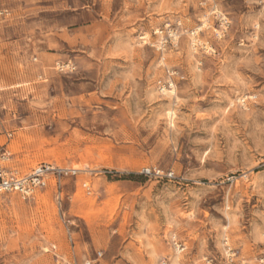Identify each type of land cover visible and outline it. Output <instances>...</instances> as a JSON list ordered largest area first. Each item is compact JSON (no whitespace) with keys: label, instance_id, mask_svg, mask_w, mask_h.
Returning <instances> with one entry per match:
<instances>
[{"label":"rangeland","instance_id":"obj_1","mask_svg":"<svg viewBox=\"0 0 264 264\" xmlns=\"http://www.w3.org/2000/svg\"><path fill=\"white\" fill-rule=\"evenodd\" d=\"M0 9L3 164L78 171L0 195V264H264V0Z\"/></svg>","mask_w":264,"mask_h":264},{"label":"built area","instance_id":"obj_2","mask_svg":"<svg viewBox=\"0 0 264 264\" xmlns=\"http://www.w3.org/2000/svg\"><path fill=\"white\" fill-rule=\"evenodd\" d=\"M8 16L9 12L6 9H0V20ZM219 23L221 31L224 32L228 26L227 21L222 18ZM175 38L176 34H168L169 40L175 41ZM168 39L161 36L160 45L162 48H165ZM170 44H172V42H170ZM5 160V155H2L0 157V195L15 194L22 200H33L37 194L52 187L54 198L60 205L64 180L75 177L78 173V171L73 169L60 168L52 164L41 163L34 166L29 172L21 174L17 170L4 165L3 163ZM142 173L146 176L159 174V172H151L149 169L143 170ZM83 187L89 191V188L85 184ZM173 247L177 253H181L184 250L181 244L175 241L173 242ZM100 257L101 253H97V259ZM85 264H91V261H87Z\"/></svg>","mask_w":264,"mask_h":264}]
</instances>
